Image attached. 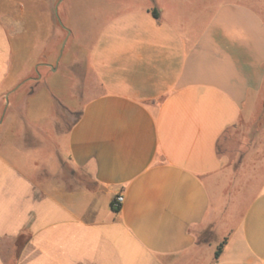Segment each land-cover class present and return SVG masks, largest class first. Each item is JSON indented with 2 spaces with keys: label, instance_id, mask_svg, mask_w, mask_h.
<instances>
[{
  "label": "crops",
  "instance_id": "obj_1",
  "mask_svg": "<svg viewBox=\"0 0 264 264\" xmlns=\"http://www.w3.org/2000/svg\"><path fill=\"white\" fill-rule=\"evenodd\" d=\"M55 20L92 89L62 137L15 91ZM0 264H264V0H0Z\"/></svg>",
  "mask_w": 264,
  "mask_h": 264
},
{
  "label": "rangeland",
  "instance_id": "obj_2",
  "mask_svg": "<svg viewBox=\"0 0 264 264\" xmlns=\"http://www.w3.org/2000/svg\"><path fill=\"white\" fill-rule=\"evenodd\" d=\"M73 22L75 25L73 32L74 30L75 32H85L86 27L89 26L88 32L90 36H86L88 42L84 43L85 52H83L81 49L78 52L80 55L82 54L86 57V49L89 48L92 42L91 38H93V33H95V30L102 24L103 19H74ZM55 23L59 29V35L58 39L53 38V46H55L57 42L58 49L60 50L58 58L55 60V64L54 59L51 60L52 62H50V60L48 61V58H50L49 56L42 58L43 55H41L39 58H36V60L38 59L37 61L39 62L38 65L36 68H30L15 91L23 94L36 90L34 95H27V97L21 101V104H26V121L28 123H36L38 122L37 120L40 119L41 122L47 125L55 124L57 121L59 135L61 136L64 134V132H66L73 120L77 117L79 108L85 99L90 95L92 89L87 80L85 82H79L78 77L70 74V71L65 70L66 68L63 69L61 62L65 60L68 52L73 50L71 39L74 37V34H70L69 29L66 27L67 24H65L63 20H55ZM61 27L64 28V30H62ZM42 37L43 40H46L48 35L42 34ZM24 52L27 61L29 54H31L30 44L24 48ZM69 58L73 60L74 54H71ZM48 62L51 64L48 65ZM55 68H59L56 71L57 73H53ZM12 106V103L11 105L7 104V109H12L13 112H16L17 114V111H15L14 107L12 108ZM55 108H58L57 112ZM16 114L15 116L10 117V126H15V124L19 122ZM58 141L61 143V138Z\"/></svg>",
  "mask_w": 264,
  "mask_h": 264
},
{
  "label": "trees",
  "instance_id": "obj_3",
  "mask_svg": "<svg viewBox=\"0 0 264 264\" xmlns=\"http://www.w3.org/2000/svg\"><path fill=\"white\" fill-rule=\"evenodd\" d=\"M152 14H153L154 17L158 16L157 11L155 9L152 10ZM111 206H112L113 209H118L119 208V207L118 208L113 207L112 202H111ZM224 242H225V240L220 242V244L218 245V247L215 250L214 257H217L219 255V253L221 252V249H222V246H223Z\"/></svg>",
  "mask_w": 264,
  "mask_h": 264
},
{
  "label": "built area",
  "instance_id": "obj_4",
  "mask_svg": "<svg viewBox=\"0 0 264 264\" xmlns=\"http://www.w3.org/2000/svg\"><path fill=\"white\" fill-rule=\"evenodd\" d=\"M123 199H124V198H123L122 195H116V196L114 197V199L112 200V205H113V207L118 208V207L122 204Z\"/></svg>",
  "mask_w": 264,
  "mask_h": 264
}]
</instances>
